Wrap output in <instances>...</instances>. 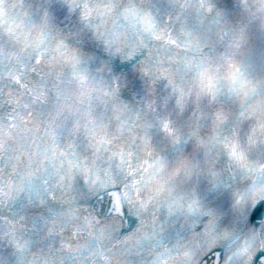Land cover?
Listing matches in <instances>:
<instances>
[{"label":"snow or ice","instance_id":"6c2138e0","mask_svg":"<svg viewBox=\"0 0 264 264\" xmlns=\"http://www.w3.org/2000/svg\"><path fill=\"white\" fill-rule=\"evenodd\" d=\"M0 264H264V0H0Z\"/></svg>","mask_w":264,"mask_h":264}]
</instances>
